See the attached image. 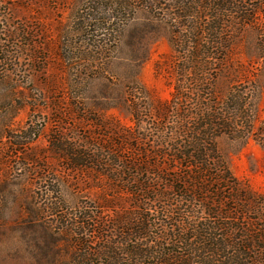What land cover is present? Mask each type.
Masks as SVG:
<instances>
[{"label": "rangeland", "instance_id": "1", "mask_svg": "<svg viewBox=\"0 0 264 264\" xmlns=\"http://www.w3.org/2000/svg\"><path fill=\"white\" fill-rule=\"evenodd\" d=\"M234 3L242 19L214 93L222 103L239 86L248 108L239 124L253 135L221 136L216 147L238 185L263 198L264 0ZM157 12L123 0H0V264H78L62 231L71 214L88 206L92 225L106 226L130 209L110 180L112 160L139 166L143 149L160 150L178 76L171 23ZM81 149L108 167L70 171L63 156Z\"/></svg>", "mask_w": 264, "mask_h": 264}, {"label": "trees", "instance_id": "2", "mask_svg": "<svg viewBox=\"0 0 264 264\" xmlns=\"http://www.w3.org/2000/svg\"><path fill=\"white\" fill-rule=\"evenodd\" d=\"M123 1L158 11L170 21L178 76L158 133L160 150L143 149L146 158L139 166L112 160L116 170L110 180L130 209L115 212L106 226L92 225L95 216L88 206L71 214L69 227L62 229L76 249L71 262L264 264V197L256 198L238 185L216 147L221 136L253 135L250 124H239L248 114L239 86L231 88L222 103L214 93L233 24L242 19L236 0ZM162 1H167L165 10ZM260 130L264 132V126ZM55 142L53 150L60 152L62 146ZM166 157L172 166L162 171L165 164L160 160ZM101 159L84 149L63 156L72 172L108 167ZM157 204L152 215L149 207ZM249 215L251 222L241 226ZM91 238L98 240L97 247L92 248Z\"/></svg>", "mask_w": 264, "mask_h": 264}]
</instances>
